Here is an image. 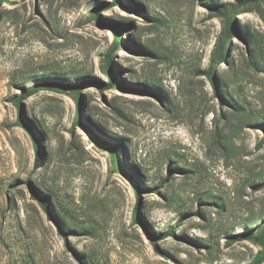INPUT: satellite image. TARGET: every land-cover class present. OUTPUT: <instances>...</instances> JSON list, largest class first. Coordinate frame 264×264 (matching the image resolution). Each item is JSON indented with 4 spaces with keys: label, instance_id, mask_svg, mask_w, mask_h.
I'll return each mask as SVG.
<instances>
[{
    "label": "rangeland",
    "instance_id": "obj_1",
    "mask_svg": "<svg viewBox=\"0 0 264 264\" xmlns=\"http://www.w3.org/2000/svg\"><path fill=\"white\" fill-rule=\"evenodd\" d=\"M232 1L0 0V264H250L264 250V1L238 13L217 89L206 73Z\"/></svg>",
    "mask_w": 264,
    "mask_h": 264
},
{
    "label": "trees",
    "instance_id": "obj_2",
    "mask_svg": "<svg viewBox=\"0 0 264 264\" xmlns=\"http://www.w3.org/2000/svg\"><path fill=\"white\" fill-rule=\"evenodd\" d=\"M264 0H236V1H232L230 3H225L221 6H217L216 7V12L215 15L222 18L223 22H224V29L222 31V33L220 34L219 38L216 41V44L212 50L211 53V57H210V64L208 69L206 70V73L209 75V77L212 79L213 81V86L215 87V89H217V84H216V80L218 79V75L216 73V69L223 63L226 62L229 58V44H230V39L232 37V34L237 31L238 29V21H236V17L238 15V13L242 12V11H251L252 6L253 5H261V2H263ZM97 10V9H96ZM97 15H96V19H99V10L97 11ZM264 13V11H263ZM118 33V37L115 40V42L112 44V46L106 51L105 53V58H104V69L105 71L109 74L110 78H111V82L107 84V87H110L112 85H114V83L117 82V72L114 70L113 67V58H114V52L116 51V49L121 45V34L120 31H117ZM145 46L148 49H153V47L149 44H145ZM219 79L223 82V78ZM226 86V85H224ZM72 89H78V86H71ZM34 89V88H33ZM33 89L27 90L25 92V94L22 95L21 98H19L18 104L20 105L21 101L23 100V98H26L30 93H32ZM223 92V96H224V100L226 101H234V96L231 94V92L227 89L224 88L222 90ZM79 98V97H78ZM236 107H239L240 104L237 102V104H235ZM80 116L78 115L77 117V122H80ZM116 164H119L120 161L118 160V158H116L115 160ZM173 167L179 169L180 167L178 165H173ZM182 169V168H180ZM188 169H184V171H186ZM46 197H43V201L42 204L44 206V208L47 210V212H49L48 206L46 204ZM59 214V218L61 223L64 225V227L67 230H78V229H86L82 226H80L77 222L72 221L67 219V214L58 211ZM135 219H141L139 216V212L136 209L135 211ZM59 231L62 232V228L59 225L58 226ZM173 232V230H172ZM256 239H258L259 241L262 242V244L264 245V224H262L260 226V229L258 230L257 234H256ZM90 261V260H89ZM264 261V250H262L258 256H256L252 262L250 264H261V262Z\"/></svg>",
    "mask_w": 264,
    "mask_h": 264
}]
</instances>
